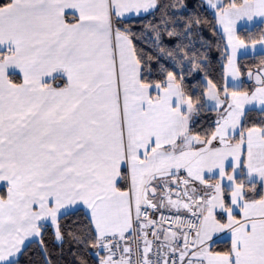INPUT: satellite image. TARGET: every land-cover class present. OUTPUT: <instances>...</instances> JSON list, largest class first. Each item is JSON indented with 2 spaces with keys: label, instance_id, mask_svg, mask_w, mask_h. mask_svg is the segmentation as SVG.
<instances>
[{
  "label": "snow or ice",
  "instance_id": "1",
  "mask_svg": "<svg viewBox=\"0 0 264 264\" xmlns=\"http://www.w3.org/2000/svg\"><path fill=\"white\" fill-rule=\"evenodd\" d=\"M257 18L264 0L0 3V264H56L49 228L67 264H264V62L249 87L236 63Z\"/></svg>",
  "mask_w": 264,
  "mask_h": 264
},
{
  "label": "trees",
  "instance_id": "2",
  "mask_svg": "<svg viewBox=\"0 0 264 264\" xmlns=\"http://www.w3.org/2000/svg\"><path fill=\"white\" fill-rule=\"evenodd\" d=\"M4 0H0V3H3ZM229 0H224V4L226 5ZM70 18V17H69ZM208 20L211 21L210 24L205 25L204 34L207 38L212 40V48L210 51L211 57V66H210V78L214 79L217 82L221 81L223 75V67L222 65L227 62L226 54H225V45L226 39L223 37L222 31L217 27L216 34L213 33V25L215 22L212 20V17L209 16ZM137 30H139L137 28ZM264 30V25L255 24L252 27H240L238 28V34L242 39L246 41V43H250L252 39H259L261 31ZM264 62V53L248 55L244 57H240L238 60L240 73L244 79L245 87L251 86V84L247 83L245 77L249 70L257 69L261 63ZM214 118L215 113L211 114ZM255 117L256 114L254 113ZM85 222L83 216L77 215L72 216L66 219L61 220L62 229L76 228L82 226ZM45 243L47 247L52 253V259L56 262V264H67V262L72 260V257L68 255V245L65 244L63 248L64 256L63 258L60 255L61 249L52 243V229L45 233ZM226 242L222 241L215 245L214 247L218 249H225ZM22 264H43V257L40 255L39 246L33 245V247L24 255L22 258Z\"/></svg>",
  "mask_w": 264,
  "mask_h": 264
},
{
  "label": "rangeland",
  "instance_id": "3",
  "mask_svg": "<svg viewBox=\"0 0 264 264\" xmlns=\"http://www.w3.org/2000/svg\"><path fill=\"white\" fill-rule=\"evenodd\" d=\"M223 2H224V0H222V3H223ZM258 20H259V18H257V22H253V23L249 24L247 27H252V26H254L255 24H259V23H258ZM240 27H245V26H244V22H241V24L238 26V28H240ZM220 30H221V29H220ZM221 31H222V30H221ZM222 33H223V32H222ZM247 44L249 45V48H248L247 50L241 49V50H239V51L237 52L236 63H237V66H238V67H239L238 60H239L240 57H244V56H248V55H255V54H260V53H264V52L261 51V47H262V46L257 45V46H256V49H255V50H252V48H251V42H250V43H247ZM229 51H230V50H229ZM229 79H230V78H229ZM240 79H241L242 81H244L242 75L240 76ZM245 79H246V78H245ZM247 83L251 84V86L254 84V83H251V82H247Z\"/></svg>",
  "mask_w": 264,
  "mask_h": 264
},
{
  "label": "water",
  "instance_id": "4",
  "mask_svg": "<svg viewBox=\"0 0 264 264\" xmlns=\"http://www.w3.org/2000/svg\"><path fill=\"white\" fill-rule=\"evenodd\" d=\"M249 71H252V70H249ZM249 71H248V72H249ZM254 71H256V69H255ZM254 71H252V72L255 73ZM248 72H247L246 80H247L248 82H251V80L248 79Z\"/></svg>",
  "mask_w": 264,
  "mask_h": 264
},
{
  "label": "crops",
  "instance_id": "5",
  "mask_svg": "<svg viewBox=\"0 0 264 264\" xmlns=\"http://www.w3.org/2000/svg\"><path fill=\"white\" fill-rule=\"evenodd\" d=\"M251 83H254V81H253V80H251Z\"/></svg>",
  "mask_w": 264,
  "mask_h": 264
},
{
  "label": "built area",
  "instance_id": "6",
  "mask_svg": "<svg viewBox=\"0 0 264 264\" xmlns=\"http://www.w3.org/2000/svg\"><path fill=\"white\" fill-rule=\"evenodd\" d=\"M135 247V246H134Z\"/></svg>",
  "mask_w": 264,
  "mask_h": 264
}]
</instances>
